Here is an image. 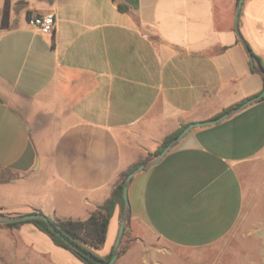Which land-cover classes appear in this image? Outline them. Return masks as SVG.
I'll use <instances>...</instances> for the list:
<instances>
[{"label":"crops","instance_id":"0c3cea01","mask_svg":"<svg viewBox=\"0 0 264 264\" xmlns=\"http://www.w3.org/2000/svg\"><path fill=\"white\" fill-rule=\"evenodd\" d=\"M237 3L0 0V170L16 174L0 180V198L9 183L48 167L68 186L47 216L67 207L86 219L120 173L168 135L259 94L264 76L244 45L264 66V0H243L235 29ZM28 14H52L53 32L36 30ZM49 130L55 138L43 144ZM263 151V98L189 131L128 184L127 231L143 246L139 254L130 245L117 261L135 251L141 264H165L159 253L183 258L223 239L242 213V172ZM34 209L44 214L37 202L27 211ZM11 212L0 201V213ZM114 216L119 226L118 209ZM3 225L0 234L13 233L27 260L83 264L32 223ZM146 236L168 248L155 249Z\"/></svg>","mask_w":264,"mask_h":264},{"label":"rangeland","instance_id":"374dc122","mask_svg":"<svg viewBox=\"0 0 264 264\" xmlns=\"http://www.w3.org/2000/svg\"><path fill=\"white\" fill-rule=\"evenodd\" d=\"M26 120L31 127V119L27 117ZM48 133L46 136L48 139L42 142L43 144L48 145L55 138L52 130H49ZM33 136L35 137V133ZM50 174L51 168L42 167L40 170L32 172V177L25 184L24 182L21 184L9 183V186L2 188L6 192L2 196L4 200L0 198L2 205L12 211L11 215H22L28 213L27 208L37 202L41 205L44 214L48 215L50 210H54L56 206L62 204L63 200L58 193L61 192V188L68 186L52 180ZM15 177L16 174L10 171L0 170V180H9ZM242 183L244 187L242 213L238 223L228 235L211 247L197 252V254L182 253L185 255L182 258L181 254L177 255V253L172 256L159 253V259L165 264H199L194 257L200 258L203 255L207 260L203 264H264V151L246 166L242 172ZM62 209L64 213L57 212V217L85 219L80 210L70 213V209L67 207ZM3 218L6 217L0 216V219ZM118 227L117 218L114 216L109 223L104 250L96 252L98 256L101 257L110 248L115 247ZM134 238L130 231H127L121 237L115 251H118L121 244L124 250L130 245H135L136 251L139 250L138 253L141 254L143 244L130 243L134 241ZM145 238L147 239L146 243L154 246L155 249H160L164 245L154 236H146ZM163 248H168V246ZM29 259L24 258V248L20 246L13 233L11 235L0 234V264H40L31 258ZM44 264L51 263L45 259ZM114 264H141V260L135 251L134 253L131 251L125 259L116 260Z\"/></svg>","mask_w":264,"mask_h":264},{"label":"trees","instance_id":"16d2710c","mask_svg":"<svg viewBox=\"0 0 264 264\" xmlns=\"http://www.w3.org/2000/svg\"><path fill=\"white\" fill-rule=\"evenodd\" d=\"M118 9L120 11H124L126 8L125 6L118 4ZM28 18H30L29 14H28ZM253 57H255L258 60V65L264 70V66L260 58L256 56H253ZM238 105L239 104L230 106L224 109L222 113L228 112ZM186 125L187 124L182 125L175 132H173L172 134L164 138L163 141L160 143V145L152 153H149L145 158L133 164L132 166L127 168L125 171L121 172L118 182L114 185V187L111 190L110 196L101 205H99L95 210H93L86 219L84 220L71 219V218L61 219L57 217L50 218V220L55 225V227L62 234L68 237L71 241L79 245L84 250L93 254L96 258L104 260V261H108L111 258L113 251H111L109 254H107L104 257H100L96 254L95 250L101 249L102 246L104 245L109 220L113 216L116 209H118L119 217L120 218L122 217V214L125 209V204H124V200L122 197L123 181L125 180L128 173L131 170H133L135 167H137L138 165L142 163H147L150 159H152L153 157H156L158 153L162 150V148L166 146L171 139L176 137ZM31 212L42 213L38 209H34ZM0 216L8 218V217H14L17 215H11L10 213H7V214L0 213ZM129 217H130V212L127 215V222H126L123 236L127 233ZM23 223H32L39 231L46 234L50 238V240L53 242L54 245L68 250L83 264H97L94 260H92L88 256L72 249L59 236L53 233L49 229L47 224L42 220L33 219V220H27V221L18 222V223H6L3 226L13 229ZM124 251L125 250L121 244L120 248L118 249V257H120L124 253Z\"/></svg>","mask_w":264,"mask_h":264},{"label":"water","instance_id":"95a60500","mask_svg":"<svg viewBox=\"0 0 264 264\" xmlns=\"http://www.w3.org/2000/svg\"><path fill=\"white\" fill-rule=\"evenodd\" d=\"M242 1L243 0H238V3H237L236 18H235V29H237V18L239 16V12H240V8H241V5H242ZM244 48L246 50V53H247V55L249 57L250 62L252 63V66L254 68L255 67L254 66V62H255L256 59L252 56V54L250 53V50L245 45H244ZM257 67H258V70L264 76V70L258 64H257ZM262 98H264V87H263L262 91L259 94L255 95V96H253L251 98H248L247 100H245L244 102H242L241 104L236 106L230 112H224L221 115H219V116H217L215 118L206 120V121L191 122V123L187 124L176 137L171 139L169 141V143L162 148V150L158 153V155L156 157H154L148 163H142V164L138 165L137 167H135L133 170H131L128 173V175L126 176L125 180L123 181V185H122V197H123V200H124L125 209H124V212H123L122 217L120 219L118 232H117V237H116V243H115V247L113 248V254H112L111 258L108 261H104V260L96 258L93 254H91L90 252L84 250L79 245L75 244L68 237H66L64 234H62L55 227V225L52 223L50 218L47 215L43 214V213L29 212V213H25V214H22V215H17V216H14V217L3 218V219H0V224L18 223V222H23V221H27V220H33V219L42 220V221H44L47 224V226L49 227V229L53 233H55L57 236H59L64 242H66L75 251H78V252L88 256L89 258L94 260L97 264H114V262L118 258V251H115V249L117 248L118 244L120 243L121 237L123 236L124 229H125L126 222H127V215L129 213V210H130V204H129V200H128V184L132 180L133 176L136 173L141 172L142 170H145V169L155 165L158 161H160V159L176 143H178L192 129L197 128V127H204V126L215 124L218 121L227 118L228 116H230L234 112H237V111L243 109L244 107H246L247 105L251 104L252 102H255V101L260 100Z\"/></svg>","mask_w":264,"mask_h":264},{"label":"built area","instance_id":"2783aa9c","mask_svg":"<svg viewBox=\"0 0 264 264\" xmlns=\"http://www.w3.org/2000/svg\"><path fill=\"white\" fill-rule=\"evenodd\" d=\"M28 22L41 33L50 34L54 30L55 19L52 14L32 15Z\"/></svg>","mask_w":264,"mask_h":264}]
</instances>
